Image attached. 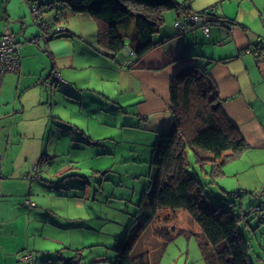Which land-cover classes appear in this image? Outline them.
I'll return each instance as SVG.
<instances>
[{
	"label": "rangeland",
	"instance_id": "374dc122",
	"mask_svg": "<svg viewBox=\"0 0 264 264\" xmlns=\"http://www.w3.org/2000/svg\"><path fill=\"white\" fill-rule=\"evenodd\" d=\"M226 1L233 4L234 14L238 0ZM258 1L264 3V0ZM24 4L31 24L28 31H35L38 23L30 7ZM51 10L42 11L43 17L48 19ZM240 14L250 16L249 11ZM242 20L249 21L263 35L261 21L252 23L251 18L245 17ZM115 22L120 31L128 34L129 41L135 26L134 14L129 13ZM54 24L66 27L61 22ZM96 45L97 48H91L95 53L88 57L86 68L73 71V78L62 73L57 76L62 81L45 78L48 71L41 81L44 85L62 83L57 88L62 95L69 96L57 98L52 119L69 127L52 122L49 116V125L55 131L50 133V127L46 129L43 157L40 161L39 157L35 158V164L29 169L30 175L38 177L31 181L29 196L23 191V185L17 184L15 193L20 190L21 195L17 193L16 207L9 213L15 219L16 228L8 245V264H29L16 261L11 248L30 254L29 261L35 264L43 263L45 252H51L55 258L49 264H65L57 255H77L76 247L82 256L77 255L73 264H113L114 246L120 241L138 243L136 253L146 249L145 258L150 264H206L195 234L198 225L189 216L182 215L186 211L160 210L144 225L145 218L150 217L149 198L155 171L151 156L156 134L142 128L137 116L125 112L135 107L127 103L137 102L141 97L114 87L118 78L114 63L118 62L98 43V38ZM41 56L50 57L45 52ZM104 58L112 63L105 62ZM98 65L104 66V71ZM95 72H103L109 81L105 80L102 86ZM101 89L105 90L101 92ZM28 113L33 116L36 111L32 109ZM129 118L132 121L135 118L137 124L130 123ZM33 123L38 128V122ZM188 154L190 167L198 172L205 191L215 202L233 208L241 216V224L247 223L241 231L247 239L252 264H264V225L252 209L258 201L264 202V147L249 146L242 155L228 161L217 175H209L210 165H199L191 150ZM33 167L37 168L33 170ZM26 199L34 202V206H24L22 202ZM152 227L173 228L177 232L182 228L183 231L174 232L160 247L161 240L155 237Z\"/></svg>",
	"mask_w": 264,
	"mask_h": 264
},
{
	"label": "crops",
	"instance_id": "0c3cea01",
	"mask_svg": "<svg viewBox=\"0 0 264 264\" xmlns=\"http://www.w3.org/2000/svg\"><path fill=\"white\" fill-rule=\"evenodd\" d=\"M179 1H184L188 5L187 10L194 12L214 2V13L222 14L234 23L225 26L210 22L208 35L200 27L177 33L173 20L183 12L177 14L173 10L165 11L163 25L154 35V39L160 41L157 46L138 60H135L127 48L120 52V56L115 57L118 63H114V69H117L118 78L114 87L141 97L137 102L127 103L126 105L134 104L135 107L129 111L125 109V112L137 116L138 124L154 134L159 128L169 126L172 122L169 111L170 80L182 65L196 64L206 70L216 84L226 116L237 126L247 144L264 147V49L258 55L247 51L260 33L249 21L242 20V17L251 18L252 23L261 21L264 25V3L258 0H238V10L232 14L231 10L235 11V8L226 0ZM245 1L246 7L243 6ZM24 2L0 0V34L8 29L17 40L20 53L19 72L7 73L0 80V264H8V245L15 234V219L9 213L16 207L17 193L20 192L17 190L15 193L17 184H22L23 191L26 190L29 196L31 181L38 178L37 175H30L29 169L35 164V158L39 157L40 161L45 152L42 151L45 133L50 127V117H54L56 100L59 96H69L62 95L57 88L62 83L56 81L51 82V85H44L41 81L48 71L45 78H51L55 72L62 73L69 79L73 78V71L88 65V57L95 53L91 48H97V25L88 13H73L65 7L63 15L56 20L52 9L48 13V19L43 18L51 24H65L68 32L46 38L42 36L39 25L35 31H28L31 24ZM247 11L250 13L249 17L240 14ZM42 52L48 53L49 59L43 58ZM104 61L112 63L106 58ZM130 62L132 65L128 66ZM98 67L103 71L105 69L104 66ZM95 75L102 86L105 80L109 81L103 72ZM88 80H91L90 76ZM101 90L103 92L105 89ZM106 90L109 92L110 89ZM32 109L36 111L33 116L28 113ZM35 121L38 122L36 129L33 123ZM137 121L129 118L132 124H137ZM52 122L69 127L59 120L52 119ZM52 130L55 131L50 127L49 132L53 133ZM36 168L33 167V170ZM22 204L28 208L34 206L28 205L26 201ZM183 213L182 215L189 216L188 212ZM150 220L145 218L144 225H148ZM195 229V232L199 231L198 226ZM10 250L16 261L24 262L21 249ZM145 250L139 253H148ZM45 253L42 264L53 262L55 258L51 257L52 253ZM57 256L60 258L64 255ZM29 264L35 263L29 261Z\"/></svg>",
	"mask_w": 264,
	"mask_h": 264
},
{
	"label": "trees",
	"instance_id": "16d2710c",
	"mask_svg": "<svg viewBox=\"0 0 264 264\" xmlns=\"http://www.w3.org/2000/svg\"><path fill=\"white\" fill-rule=\"evenodd\" d=\"M46 4L49 7H45ZM65 7L73 13L86 12L95 20L98 43L111 57L115 58L127 48L135 60L160 43L154 35L163 25L165 11L190 12L188 5L179 0H41V12L53 9L56 20L63 15ZM210 7L216 8L214 4L195 11L204 12L208 25L210 22L225 26L234 23L214 13V9L205 11ZM129 13L135 16V26L127 41L128 34L120 31L115 21ZM66 32L68 29L55 34ZM169 111L172 122L157 130L153 143L151 163L155 171L149 198L150 217L147 218L153 219L160 210L183 209L199 227L195 234L206 264H252L247 239L241 231L247 223L241 224V216L233 208L211 198L200 183L198 172L189 163L188 151L191 150L199 165H210L209 175H217L228 161L239 157L249 147L237 126L226 116L219 90L206 70L196 64H184L175 71L169 84ZM152 231L159 236L160 247L177 232L161 227H152ZM182 231L179 229L177 233ZM137 245L118 242L114 246L113 264H150L145 258L147 252H135ZM76 254L81 255L78 249ZM77 255L62 257V260L73 264Z\"/></svg>",
	"mask_w": 264,
	"mask_h": 264
},
{
	"label": "built area",
	"instance_id": "2783aa9c",
	"mask_svg": "<svg viewBox=\"0 0 264 264\" xmlns=\"http://www.w3.org/2000/svg\"><path fill=\"white\" fill-rule=\"evenodd\" d=\"M27 5L30 7V10L35 17V20H38L41 23V34L43 37L49 38L51 35H54L55 32L64 31L66 27L58 26L46 22L42 18L41 12V0H24ZM45 7H49V4H46ZM214 7L206 8L205 11H211ZM174 28L179 32L183 33L192 28L200 27L202 31L208 35L209 25L207 23V17L204 12H186L180 16H177L173 20ZM264 49V33L257 37L254 45L247 49V51L252 52L254 55L260 54V51ZM20 68V53L18 49V42L11 32L6 29L2 34H0V79L7 73H18ZM58 74L55 72L53 77H57ZM62 81V78H60ZM26 203L30 206L34 205V202L26 200ZM254 214L257 216L260 224L264 225V202L258 201L252 205ZM31 255L24 254L22 259L26 262H29Z\"/></svg>",
	"mask_w": 264,
	"mask_h": 264
}]
</instances>
